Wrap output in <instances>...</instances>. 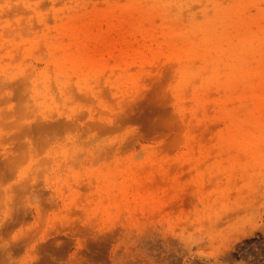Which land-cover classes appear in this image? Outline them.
Listing matches in <instances>:
<instances>
[{"label":"rangeland","instance_id":"rangeland-1","mask_svg":"<svg viewBox=\"0 0 264 264\" xmlns=\"http://www.w3.org/2000/svg\"><path fill=\"white\" fill-rule=\"evenodd\" d=\"M199 23L264 0H0V264H264V76Z\"/></svg>","mask_w":264,"mask_h":264},{"label":"bare ground","instance_id":"bare-ground-1","mask_svg":"<svg viewBox=\"0 0 264 264\" xmlns=\"http://www.w3.org/2000/svg\"><path fill=\"white\" fill-rule=\"evenodd\" d=\"M197 27L199 29H201L203 31V33H206V34H204V37H203L204 44L207 45L206 47L211 48V47L217 46L220 51H223L221 61H223V62L229 61L230 62V61H234L233 59L235 58V61L237 63L232 65L233 62H231V65H232V71L235 72L236 75L239 74L240 77H246L247 80H249V81H252L257 76H261V75L264 76V64H263L264 61L261 64H257V66L253 67L251 64L250 57L248 55L249 53H252L256 57L262 56V58H263L264 57V41L256 42L254 40L253 34L250 33L252 35H249L246 38V39H248V43H244V45H237V44H234L233 41L229 40V38H230L229 35H227V34L221 35L219 33H216L214 30L210 31L212 29L211 24L206 25L204 23L203 24L199 23L197 25ZM81 38H82L81 34H79V36L74 35V46L76 47L77 51H73V53L70 55V57L76 61L80 60V58L85 59L82 56V54L80 53V50L84 46H85L84 49L86 50L87 46L85 45L83 40L81 41ZM191 38L192 37L189 34H184V36H182V39H185V40H189ZM237 52H242V53L244 52L245 55L237 54ZM79 53L81 54V57H80ZM89 54L92 57H96V55L91 53V52ZM236 58H237V60H236ZM218 61H220V58H218ZM250 78H252V80ZM261 78L264 79V77H261ZM256 229L258 230V228H256ZM259 229H260V227H259ZM262 231L264 232V229ZM246 234H247V232L240 233L241 236H246Z\"/></svg>","mask_w":264,"mask_h":264}]
</instances>
